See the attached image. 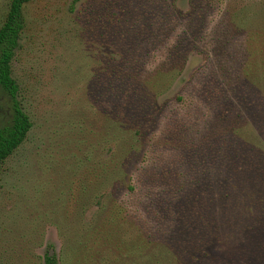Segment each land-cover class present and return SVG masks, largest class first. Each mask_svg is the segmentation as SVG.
Wrapping results in <instances>:
<instances>
[{
	"label": "rangeland",
	"instance_id": "rangeland-1",
	"mask_svg": "<svg viewBox=\"0 0 264 264\" xmlns=\"http://www.w3.org/2000/svg\"><path fill=\"white\" fill-rule=\"evenodd\" d=\"M10 1L0 0V26ZM120 1L128 10L117 6ZM138 3L154 24L153 33H158L154 19L163 16L169 17V36L184 31L188 36L190 30L173 62L164 61L158 39L134 37L137 20L125 23ZM96 4L32 0L23 9L25 28L12 75L32 128L0 163L3 229L21 232L10 218H24L27 238L35 235L38 244L23 257L27 264H41L38 258L46 251L59 257L63 248L49 218L63 221L62 233H71L73 222L80 233L82 223L95 218L125 237L128 227L136 234L131 222H143L144 232L160 241L170 233L182 235L181 224L171 218H185L186 230L192 228L208 244L192 264H264V0H112L109 17L117 29L128 27L130 49L110 25L100 34L90 29ZM222 33L226 55L221 56L206 45ZM136 56V78L126 81L141 84L150 105L138 130L128 123L121 127L126 134L135 130L139 140L135 148L125 145L132 151L124 182L104 185L113 156L119 162L124 152L114 154L107 146L115 131L111 122L121 124L127 107L119 108L123 96L117 87L118 94H111L115 105L102 100L97 80L106 77L103 68L128 66ZM116 134L124 141L121 130ZM162 172L177 183L179 174L185 175L180 192L174 185L143 181ZM97 196L100 206L94 205ZM99 230L91 227L89 233ZM213 235L216 242L209 244Z\"/></svg>",
	"mask_w": 264,
	"mask_h": 264
},
{
	"label": "trees",
	"instance_id": "trees-1",
	"mask_svg": "<svg viewBox=\"0 0 264 264\" xmlns=\"http://www.w3.org/2000/svg\"><path fill=\"white\" fill-rule=\"evenodd\" d=\"M31 1L32 0H11L4 22L0 26V163L6 162L21 147L32 128V122L20 98V87L12 75V62L20 47L21 35L25 28L23 9L25 5ZM78 1L79 0H73V3H77ZM96 1L97 4L93 9V14H90L88 18V23L91 24L90 29L100 34V31H103L106 25H110L109 29L110 31L111 28L113 29V35H117L122 39H128L126 40L127 44L125 49H130L132 47V42L129 37L132 36V34L127 30L128 27L126 26V29L124 27L117 29L115 21L109 17L112 0ZM130 4L134 5L133 2H130ZM117 6H121L123 9L126 7V10H128L127 3H124V1H120ZM143 8L142 4L138 3L137 10H134V8L129 10V13H126V18H124L125 23L129 22L132 24L131 20H137L140 27H138V30L134 33V37H140L142 40L151 37L158 39L160 45H164L163 47L161 46L163 49L162 52L164 51L163 53L165 54L164 61L167 63L173 62L172 60L176 59V57L180 55V52L186 47L189 41L188 39L190 38V30L188 36L186 31L177 37L169 36L171 30H169V17L163 16L164 18L157 17L154 19L158 33H153L152 28L154 24H152V26L148 24L149 17H147ZM159 10L162 11V9ZM120 20L122 19L120 18L118 21L120 22ZM147 33L150 36L147 35ZM225 37V34H219L217 38L215 37L214 40L209 42L206 46L218 50L221 56L226 55V53H223L225 52L224 48L226 45ZM137 58L138 56L130 58V61H128L130 64L128 66L113 65L108 69L103 68L102 72L105 73H101L105 74L106 77L97 80V86H100V89L97 88L98 94L102 100H107L109 104L115 105L117 103V98L112 99L111 94H118L114 89L117 87V89L120 88L119 93L123 96V98L121 97L123 104L121 103L119 108L121 109L123 106L127 107L124 113V120L120 121L121 124H118L117 121L111 122V131H115L110 136L107 146L109 149L116 150L114 154H118L121 148L124 152L121 153L122 156H120L119 162H117V158L113 156V159L116 160L111 161L110 169H112V172L108 176L106 175L105 181L107 184L104 183V185L113 186L114 184L124 182L126 178L124 164L132 151H127L125 145L135 148V146L139 144V140H135V130L131 128L126 134V132L121 129L123 125L126 127L128 123L138 126V130L140 128L139 126L142 125L138 121H143L144 113L149 103L146 100V96L141 93L142 90H139V88L142 87L141 84L138 86L126 81L133 77L136 78L134 72L137 68L134 66L135 70L133 65L135 60L136 62L138 61ZM123 61L122 63L125 64ZM219 65L221 64L217 66ZM254 66L258 68L257 63H254ZM219 69L223 73L226 72L224 65L219 66ZM159 70H162V67ZM255 81L257 84L260 82L258 73H256ZM109 107L114 109L110 105ZM118 129L121 130V138H123L124 141L119 140L118 134H116ZM100 165L101 164L97 163V166ZM147 176L149 178L143 181L155 184L160 183L167 187L174 185L177 189L176 192H180L185 183V180H182L185 176L183 173L179 174V178L177 179L179 181L178 183L174 182L175 179L168 172L165 174L162 172L156 175L150 173ZM143 181L139 180L141 183ZM129 182H131V180ZM135 189V186H130L129 188L132 192ZM92 198L95 200V195ZM94 205H101V202H98V196ZM170 211L172 214L171 208ZM10 219L14 221L17 227L14 228V230L21 232L10 234L7 230L3 229L5 223L3 224L0 222V264H27L23 255L27 256L33 253V249L38 244L37 237L30 233V236L27 238L26 234L29 232L25 230L26 228L22 227L25 223L24 218ZM171 219L181 224L179 231L182 235L175 234L174 236L170 233L171 235L169 234L170 237H168L170 239L165 240V242L164 240L160 241L152 238L151 233H145V223L143 222H141V224H133V222H131V226L136 229V234L131 233L129 231L130 227H128L125 237L124 234L115 235L112 230L107 229L109 225L108 222L103 221L99 224V219H97L96 223L95 218H91L88 222H83L82 225H84L85 228H83L80 233H78V229L75 227V222H73L70 227L71 230H73L71 233H62L66 228L63 221L59 218H49V220L46 221H48L47 223L50 225L56 227L59 238L62 240L63 248L59 257L56 254H50L49 251H46L44 255L38 259L41 264L195 263V254L204 252L208 244L206 243L203 245L200 240H198V235L191 232L193 231L192 228L186 230L185 218L176 217ZM36 220L33 222L34 226ZM38 222L40 223V220ZM9 224L12 226L10 222ZM91 227H93V229H95V227L100 229L96 236L89 233ZM174 228L175 226H172L170 231L173 232ZM215 238L217 237L214 235L211 237L209 236V244L212 242L215 243ZM19 239L21 241H17ZM167 241L169 242L167 243Z\"/></svg>",
	"mask_w": 264,
	"mask_h": 264
}]
</instances>
